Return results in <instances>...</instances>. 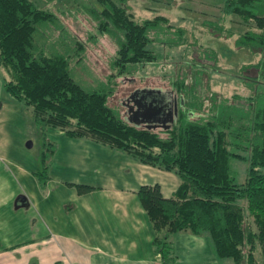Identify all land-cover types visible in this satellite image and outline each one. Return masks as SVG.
<instances>
[{"label":"trees","instance_id":"1","mask_svg":"<svg viewBox=\"0 0 264 264\" xmlns=\"http://www.w3.org/2000/svg\"><path fill=\"white\" fill-rule=\"evenodd\" d=\"M93 1L95 4L77 9L93 20L96 32L114 41L108 64L115 71L104 80L107 86L100 81L99 87L86 89L75 80L70 67L72 62H82L84 43L67 29L52 25L54 13L32 0H0V66L5 71L1 84L13 99L31 107L33 122L40 130L41 167L33 172L36 180L42 184L47 179L48 160L54 151V143L46 137L47 127L59 128L68 137L89 136L179 177L169 196L161 193L157 182L140 184L135 191L153 231L157 264L172 262L167 235L178 230L205 234L214 255L228 257L232 264H264V90L256 87L264 79V13L257 12L264 0H220L218 5L224 16L234 15L244 25L233 45L262 53L256 61L238 68L246 73L242 83L249 89L247 100L240 97V103L236 96L211 89L208 75L203 82L200 79L206 68L190 65L188 84L184 74L173 79L171 90L177 101L173 99L169 114L159 87L137 86L126 95L127 108H135L137 102L154 109L161 106L164 112L152 115L148 122L140 121L131 110L132 121L108 103L116 83L113 77L132 76L138 64L156 60L158 52L150 44L163 33L160 25L177 34L168 41L170 45L185 42L183 33L189 39L186 43L199 45L196 36L182 27L172 29L161 14L135 19L127 0ZM38 23L44 26L40 38ZM201 25L222 28L210 19H203ZM90 38L94 39L93 34ZM200 50L212 65L217 63L215 48L203 46ZM229 141L233 148L248 151L241 182L235 181L229 163L231 155H241L230 151ZM74 186L78 192L91 188L82 183ZM245 209L255 228L247 223ZM255 240L261 243L260 263L254 256Z\"/></svg>","mask_w":264,"mask_h":264},{"label":"crops","instance_id":"2","mask_svg":"<svg viewBox=\"0 0 264 264\" xmlns=\"http://www.w3.org/2000/svg\"><path fill=\"white\" fill-rule=\"evenodd\" d=\"M4 75L0 66V264H157L153 231L135 191L157 182L169 196L179 177L89 136L47 127L54 151L39 184L33 174L41 167L38 128L31 107L1 102ZM20 103L30 117L19 119L24 130L13 141L6 127L9 114L23 112ZM75 183L91 188L78 192ZM169 236V264H215L204 234L178 230Z\"/></svg>","mask_w":264,"mask_h":264},{"label":"rangeland","instance_id":"3","mask_svg":"<svg viewBox=\"0 0 264 264\" xmlns=\"http://www.w3.org/2000/svg\"><path fill=\"white\" fill-rule=\"evenodd\" d=\"M32 2L38 7L54 13L56 18L53 19L52 25L60 26V29H67V33H73L84 43L82 62L79 64L72 62L70 65L75 80L86 89L99 87L100 81L106 85L104 80L108 73L115 71L111 70L108 64L114 50V41L109 36L96 32L93 20L77 9V7L83 9V7L86 8L95 4L94 1L32 0ZM126 5L137 20L150 18L155 14L166 16L172 24V29L181 26L193 31L199 45L186 43L187 40L189 41L186 33L182 35V41L186 40L185 42L170 45L168 41L177 34L173 30L163 29V25H160L163 33L157 34L156 37L154 36L155 39L150 44V47L158 52V57L151 62L138 64L132 76H129L127 73L114 76L113 79L116 83L112 95L108 98L110 105L116 107L122 114L124 113L125 116L133 121L130 115H128L129 110L126 107V95L137 86H156L163 90L162 93L166 97L169 106H171L173 99L177 101L176 95H173V91L171 90L173 79L176 75L182 76L184 74L185 81L188 84L191 80L190 65L194 68H206L207 73L203 72L200 79L203 82L205 76L208 75L211 89L227 97L236 96L237 102L240 103L242 102V100H239L240 97L247 100L246 97L249 89L243 86L242 83V79L246 76V73H240L238 68L242 63L256 61L262 56V53L252 52L246 47H235L233 45L235 35L244 29V25H240L234 15L224 16L217 8L216 0H166V2L165 0H127ZM257 12L264 13V4L259 6ZM203 19L214 20L222 28L217 30L208 26L203 27L201 25ZM40 28L44 29L42 23L37 24L38 38H40L43 31ZM45 29L49 30L50 28L46 27ZM228 30L233 32L231 36L226 34ZM54 32H51L50 35H54ZM92 34L93 40L90 38ZM48 42L51 44L50 40ZM52 43H55V40ZM203 46L213 47L217 51L219 57L215 65L211 64V59L208 60L209 58L203 57L200 50ZM204 63L205 65H202ZM247 74L250 75L252 72L249 71ZM257 83V89L264 90V79H260ZM3 93L5 94L2 96L1 102H16L7 92ZM20 105L23 107V112L9 114V122L6 127L13 141H16L24 130V124L19 119L27 120L30 117L28 114L29 110L26 113L25 106L21 103ZM55 129L56 132L61 130L59 128ZM45 133L46 136L47 134L50 136L47 131ZM55 137L58 138L56 135ZM40 139L41 134L38 129L35 144L40 145ZM55 140L61 147L60 140ZM243 143L247 144L246 140ZM227 146L230 151H236L241 155V157L231 155L229 161L235 181L241 182L245 176L248 151L244 148H233L234 145L231 141H229ZM241 203L244 207L245 204L242 201ZM245 214L247 223H249L251 228H255L252 218L246 209ZM172 233H169L167 237ZM255 241L254 256L260 263L262 260L261 243L257 240ZM208 242L210 241L208 240ZM215 264H232V261L228 257H216Z\"/></svg>","mask_w":264,"mask_h":264},{"label":"water","instance_id":"4","mask_svg":"<svg viewBox=\"0 0 264 264\" xmlns=\"http://www.w3.org/2000/svg\"><path fill=\"white\" fill-rule=\"evenodd\" d=\"M166 108H167V114L170 113V106L169 104L166 102ZM168 105V106H167ZM171 105L174 106V103L172 102ZM132 108V109H131ZM129 111L132 112V114L136 117H138V119L140 121H144L146 120V122L150 121L151 120V116L154 115L155 113L156 114H159V113H163L162 110H161V106L157 107L154 109V107H151L150 105H148V107H145L144 105L140 104L139 102H137V104H135V108L133 107H129L128 108ZM159 119V118H158Z\"/></svg>","mask_w":264,"mask_h":264},{"label":"flooded vegetation","instance_id":"5","mask_svg":"<svg viewBox=\"0 0 264 264\" xmlns=\"http://www.w3.org/2000/svg\"><path fill=\"white\" fill-rule=\"evenodd\" d=\"M156 114V113H155Z\"/></svg>","mask_w":264,"mask_h":264}]
</instances>
